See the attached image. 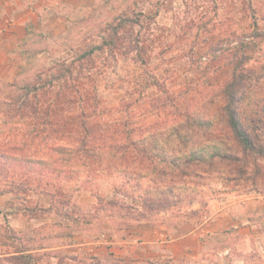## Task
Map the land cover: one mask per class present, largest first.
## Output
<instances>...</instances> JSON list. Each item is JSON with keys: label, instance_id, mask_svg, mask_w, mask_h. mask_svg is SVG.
<instances>
[{"label": "rangeland", "instance_id": "374dc122", "mask_svg": "<svg viewBox=\"0 0 264 264\" xmlns=\"http://www.w3.org/2000/svg\"><path fill=\"white\" fill-rule=\"evenodd\" d=\"M123 13L138 18L127 29L140 35L141 53L96 51L78 80L87 95L76 98L71 110L77 113L78 104L87 110V125L101 146L104 141L126 149L100 146L105 163L95 170L83 165L69 170L61 161L60 176L41 175L43 184L52 183L42 193L11 192L10 180H0V264H264V247L258 249L252 234L247 238L235 228L205 236L209 249L203 255L200 247L194 254L172 255L162 251L167 244L143 254L138 230L144 224L171 229L191 221L204 228L223 202L264 193V157L248 156L250 169L261 166L257 184L247 175L233 181L210 163H181L213 144L198 120L216 121L210 98L231 76L228 58L248 40L255 42L249 65L264 89V0L69 2L61 10L62 32L31 37L15 81L30 85L38 72L101 44L107 25ZM5 83L12 82L0 79V86ZM251 95L255 99L257 93ZM28 122L3 125L0 114V133H10L1 128L12 126L18 135L30 128ZM45 146L39 156L52 160ZM111 154L116 161H108ZM49 191L56 195L53 206ZM179 228L181 234L189 231L188 224ZM226 249L230 262L219 259Z\"/></svg>", "mask_w": 264, "mask_h": 264}, {"label": "trees", "instance_id": "16d2710c", "mask_svg": "<svg viewBox=\"0 0 264 264\" xmlns=\"http://www.w3.org/2000/svg\"><path fill=\"white\" fill-rule=\"evenodd\" d=\"M137 19L130 17L128 13L118 16L107 25L108 36L101 44L78 51L70 62L64 60L38 72L30 85L20 86L14 81L0 86V114L5 122L3 125L17 126L11 121L18 119L23 123L29 121L30 127L21 130L18 135L12 126L1 128V132H10L0 133V180L5 177L10 180L12 188L9 191L42 193L52 183L47 180L43 184L41 175L52 172L54 177L60 176L65 169L61 161L69 165V170L79 165L95 170L105 163L102 161L105 155L101 147L106 145L109 151H125L123 144H105L102 141L101 146V138L94 135L87 125V110L79 104L80 110L77 113L71 109L77 103L76 98L79 100L87 95L85 86L78 80L93 61L96 51L107 48L113 52L126 48L125 51L139 49L141 53L140 35L133 37L130 29H127ZM254 47V40L243 42L228 58L232 65L231 76L225 83L218 84L216 93H213L209 101L214 103V106L211 105L214 107L216 121L208 119L201 124L200 118H196V122L194 118H188L194 121L193 124L198 120V124L206 127L208 141L214 142L186 157L181 163H189L191 160L200 163L199 165L210 163L215 168L220 167L233 181L247 175V179L256 183V172L259 174L261 166L255 164L254 170L250 169L248 156L264 157V92L263 96H259V92L264 89L259 90L256 67L249 65L252 56L248 52ZM227 63L225 67L230 66ZM253 93H257L255 99L252 98ZM80 115L82 119H79ZM44 144L53 153L52 160L39 156ZM122 155L124 156L123 153ZM114 158L115 155L111 154L108 161H116ZM260 177L261 180L264 179V174ZM47 196H50L52 205L55 193L49 191Z\"/></svg>", "mask_w": 264, "mask_h": 264}, {"label": "crops", "instance_id": "0c3cea01", "mask_svg": "<svg viewBox=\"0 0 264 264\" xmlns=\"http://www.w3.org/2000/svg\"><path fill=\"white\" fill-rule=\"evenodd\" d=\"M69 2L82 5L91 3L92 0H0L1 80L7 82L17 80L22 69V59L26 55V46L34 34L63 31L65 24L61 10ZM223 203L214 217L207 216L209 221L205 229L196 226L192 221L178 226L189 225V231L184 234H181L178 227L170 229L166 225H142L138 229L141 230L139 234L141 253L153 252L155 245L167 244V248L163 247L162 251L172 255L181 251L194 254L193 251L198 252L199 247L203 255V251L209 249V241L204 238L205 236L214 231L232 228L238 229V233L247 238L252 234L258 249L264 247V193L246 195L233 203ZM176 230L179 231L177 237L169 238L168 235ZM219 254L220 260L230 262L231 249L221 251Z\"/></svg>", "mask_w": 264, "mask_h": 264}]
</instances>
